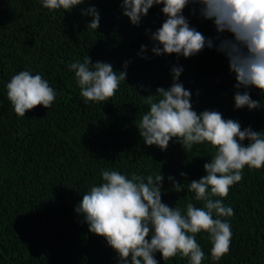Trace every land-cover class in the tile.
Wrapping results in <instances>:
<instances>
[{"label":"trees","instance_id":"obj_1","mask_svg":"<svg viewBox=\"0 0 264 264\" xmlns=\"http://www.w3.org/2000/svg\"><path fill=\"white\" fill-rule=\"evenodd\" d=\"M121 5L122 0H84L69 12L46 9L42 0H0V264H118V254L75 210L83 195L103 182L102 170L129 178L161 171L163 203L182 213L189 202L203 207L188 184L206 175L203 165L216 148L204 142L185 151L174 138L162 151L145 145L137 127L149 111L145 96L172 85L173 67L183 68L179 82L191 91L194 111H218L238 121L241 130L264 134V92L235 88L228 58L217 50L221 39L234 37L218 33L214 21L200 15L199 4L189 3L183 15L213 47L188 58L151 51V32L166 19L162 4L150 8L138 26ZM91 7L100 16L96 30L88 28L93 17L82 14ZM86 56L117 72L130 62L126 81L105 102H86L69 69ZM20 71L40 74L56 91L49 108L38 105L23 117L14 112L6 85ZM237 91H247L260 106L237 109ZM242 175L227 197H213L233 209L231 217H220L231 225L230 250L214 261L208 233L201 231L196 240L204 252L202 264H264V167L246 165ZM169 176L184 190L176 192ZM154 255L158 264H189L180 254L168 260Z\"/></svg>","mask_w":264,"mask_h":264},{"label":"clouds","instance_id":"obj_2","mask_svg":"<svg viewBox=\"0 0 264 264\" xmlns=\"http://www.w3.org/2000/svg\"><path fill=\"white\" fill-rule=\"evenodd\" d=\"M83 2L42 0L46 9L69 12ZM189 3L201 6L200 15L213 20L218 33L227 31L234 37L221 39L217 50L228 58L237 81L235 88L254 86L264 92V0H122L121 6L123 15L138 26L150 8L162 4L166 19L151 32L154 42L151 51L157 56L177 54L188 58L205 46L213 47V41L191 27L183 15ZM82 14L93 17L89 29H98L100 16L95 7ZM146 50L147 46L142 45L141 52ZM129 63L125 61L124 70L117 72L111 64L100 61L93 64L86 56L82 63H71L69 69L74 71L80 95L86 102H105L115 95L120 82L126 81ZM182 71V67H173L172 85L157 87L155 93L145 96L149 111L137 127L145 145H156L162 151L174 138L185 151L204 142L216 148L214 157L203 165L206 175L188 184L195 199L204 205L200 208L189 202L186 213H182L180 208L163 203L161 171L146 178L138 174L129 178L119 171L102 170L103 182L91 187L75 210L83 215L89 231L105 238L118 254V264H158L154 255L157 252L163 260L180 254L189 259V264H202L204 252L196 240V234L201 231L208 233L211 257L219 261L229 252L232 237L230 223L220 217H231L234 213L231 207L213 197H227L230 186L243 179L246 165L255 169L264 167V134L251 127L241 130L238 121L224 119L218 111H194L191 91L179 82ZM6 87L14 112L20 117L38 105L49 108L57 95L48 81L30 71H20ZM234 102L237 109L246 106L252 110L260 106L247 91H237ZM245 140L247 144L243 143ZM168 179L173 181L176 192L184 190V184L171 176Z\"/></svg>","mask_w":264,"mask_h":264}]
</instances>
